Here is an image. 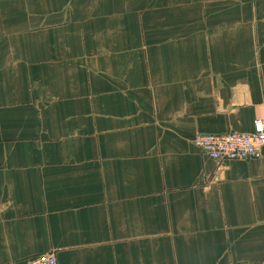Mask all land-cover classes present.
Returning <instances> with one entry per match:
<instances>
[{
  "label": "crops",
  "instance_id": "crops-1",
  "mask_svg": "<svg viewBox=\"0 0 264 264\" xmlns=\"http://www.w3.org/2000/svg\"><path fill=\"white\" fill-rule=\"evenodd\" d=\"M264 0H0V264H264Z\"/></svg>",
  "mask_w": 264,
  "mask_h": 264
},
{
  "label": "built area",
  "instance_id": "built-area-1",
  "mask_svg": "<svg viewBox=\"0 0 264 264\" xmlns=\"http://www.w3.org/2000/svg\"><path fill=\"white\" fill-rule=\"evenodd\" d=\"M194 144L219 164L234 159L260 158L264 148V116L255 120L252 132L199 133L194 137ZM23 264H58V260L53 252H44Z\"/></svg>",
  "mask_w": 264,
  "mask_h": 264
}]
</instances>
